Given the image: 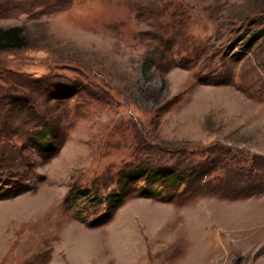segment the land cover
I'll return each mask as SVG.
<instances>
[{
    "label": "rangeland",
    "instance_id": "1",
    "mask_svg": "<svg viewBox=\"0 0 264 264\" xmlns=\"http://www.w3.org/2000/svg\"><path fill=\"white\" fill-rule=\"evenodd\" d=\"M11 26L0 264H264V0H0Z\"/></svg>",
    "mask_w": 264,
    "mask_h": 264
},
{
    "label": "trees",
    "instance_id": "2",
    "mask_svg": "<svg viewBox=\"0 0 264 264\" xmlns=\"http://www.w3.org/2000/svg\"><path fill=\"white\" fill-rule=\"evenodd\" d=\"M261 35H256L255 37H253L252 39L249 40V42H247L245 44V46L248 48L250 46V42H252L253 40H256L257 38H259ZM26 42V37L23 33V28L20 26H11V27H7V28H2L0 27V50H10V49H16V48H21L23 46H25ZM10 98L7 102V104H10L13 108L18 107L20 108L21 106L25 107L28 106L30 107V103L28 101V99H18L17 97H13ZM42 129H38L35 137L33 138V144L35 145H39L38 147H42L44 150L46 151H54L56 148V145L54 144V141L51 139H45L47 136H49V133L47 131H45V129L43 127H41ZM36 137H41L42 139H45V141L42 142H37ZM51 137V136H50ZM222 150V149H221ZM137 171V174L132 175V173H128V177H131V179L133 178H146L147 181L149 182H157L161 179H167V178H171L173 179L175 177L174 174V168L171 166H159V167H154V172H152V169H148V168H141V169H135ZM28 186H25L24 184H20L18 186V183L16 184V186L13 188V190L10 193H17L22 189H27ZM141 194H143V196L146 197H151V196H155L158 195V193H160V191H157L156 189H152V188H148L146 186H143L141 188ZM7 196L8 193H4L1 196ZM112 201H114V203H112V205H116L121 201V198H115L112 199ZM112 205H109L111 208H113ZM108 206V207H109ZM110 213L105 212L103 213L102 219L104 218V220H106V218L109 216Z\"/></svg>",
    "mask_w": 264,
    "mask_h": 264
}]
</instances>
